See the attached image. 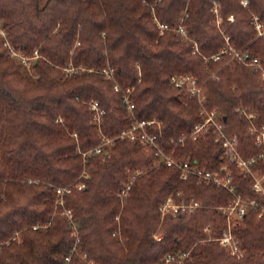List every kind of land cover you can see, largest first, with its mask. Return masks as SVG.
I'll return each instance as SVG.
<instances>
[{
	"label": "trees",
	"instance_id": "obj_1",
	"mask_svg": "<svg viewBox=\"0 0 264 264\" xmlns=\"http://www.w3.org/2000/svg\"><path fill=\"white\" fill-rule=\"evenodd\" d=\"M216 1L224 33L213 0H0V264H167L166 254L184 252L182 264H264V215L248 207L235 221L242 255L231 254L218 237L227 227L219 206L232 193L181 178L139 133L115 138L106 154H82L100 140L90 98L104 108L100 129L114 137L132 123L126 93L137 119H154L145 128L165 152L174 148L177 160L231 173L241 196L264 200L253 176L225 158L214 129L181 144L168 141L203 119L197 98L170 81L192 74L203 87L202 105L222 114L240 155L254 156L251 170L264 174L263 147L251 126L264 125V78L228 51L212 58L228 35L230 45L264 64V37L250 19L257 14L264 25V0ZM157 20L169 26L163 34ZM179 24L191 39L175 31ZM6 40L27 56L37 50L32 72L7 53ZM109 67L113 79L104 72ZM131 179L121 198L120 187ZM58 186H69L64 205L75 226L60 213ZM169 194L193 196L200 205L162 216L159 205Z\"/></svg>",
	"mask_w": 264,
	"mask_h": 264
},
{
	"label": "built area",
	"instance_id": "obj_2",
	"mask_svg": "<svg viewBox=\"0 0 264 264\" xmlns=\"http://www.w3.org/2000/svg\"><path fill=\"white\" fill-rule=\"evenodd\" d=\"M159 1V0H156ZM215 2L214 5V15L219 16L218 12V5ZM246 2V1H245ZM233 16L230 15V19ZM256 30L258 31L259 35H263V23L259 20V16L254 17L252 20ZM157 25L159 29V33L163 34V30L168 29V24L164 22H160L157 20ZM177 33H181L184 38L191 39L186 33V30L182 24H179L178 27L175 29ZM3 34V31H0ZM227 44L226 46L222 47L217 53L212 55L213 59H218L220 55L226 51L231 53L232 57L237 60L239 63H244L246 65L252 66L255 70L260 71L261 78H264V65L260 62V60L252 56L251 53L247 49L239 50L233 47L228 43V37H226ZM5 45L7 46V53L12 56H17L19 61L30 64L32 59H35L38 56L37 50H34L33 55L26 56L24 53L17 51L9 41H4ZM198 51L196 42L194 43V50L193 53ZM75 67L71 66L66 68V71L69 69H74ZM105 74L109 78H114V69L108 68L104 70ZM218 75H216V79H218ZM170 81L177 87H184L188 94L191 97L197 98V100L201 103V107L199 112H201L203 119L200 122H197L188 134H181V136L177 138H169V143H182L185 138L190 137L192 139H197V137L201 134L207 132L210 128L214 129L215 133V141L221 143L223 148V154L226 159L235 162L236 166L244 171L245 173H249L253 176V190L257 191L260 194L264 195V174L258 175L255 174L251 170V165L254 163L255 158L254 156L243 158L238 150V143H237V136L236 135H227L220 123V118L222 114L215 108L207 109L202 102L205 98L203 93L202 84L192 75L187 73H180V74H173L170 76ZM120 86L116 82L114 85V89H119ZM129 91V88L126 89ZM123 98L126 103L127 111L132 116V123L131 126L127 129L123 130L118 134V136H109L100 129V124L102 123L104 108L102 105L99 104V101L96 99L90 98L88 101V106L93 114V121L97 125V128L100 132V140L98 144L95 145L94 148L83 152V156H86L89 152H94L96 154L100 153H108L111 144L113 143L115 138L118 137H126L133 140L139 133L140 137L144 141L145 144L151 145L155 148L156 154L159 157L161 162H165L168 165H173L179 168L181 178L188 179L190 177H195L196 181L203 184H216L218 186L223 187L224 189L228 190L232 193V197L230 201H228L225 205H220L219 208L226 214V222L227 227L223 230L221 235L218 237L220 244L227 248L229 252L237 253L242 255V253L238 252V243L234 238L232 233V224L236 223L235 221L241 219L243 215L246 213L248 207H252L258 210V216L263 217L264 215V200L262 202L257 201L254 198H244L241 196L237 190H235L233 181H232V174L228 172H222L218 169L210 170L203 167L199 161L191 160L189 158H182L177 160L175 155L174 148H170L166 150L163 149L162 144H160L156 139V134L152 132H148L145 128L146 125L153 122L154 119L149 120H139L136 118L135 114L133 113L134 103L128 98V95L124 93ZM74 136H77L76 132L72 133ZM264 132L262 133L261 137H257V144H262V151L258 154L259 157L264 158V139H263ZM261 138V139H260ZM138 173V171L136 172ZM135 173V174H136ZM135 174L133 176H135ZM132 180L127 183H124L119 191L118 196L121 198L128 194V191L131 187ZM84 184H78V187H83ZM69 190V186H58L56 187V191L58 192V196L56 198V203L60 206L61 214L65 215L69 222L72 223L73 226V210L67 208L64 205V198L63 193ZM181 192H178L180 195ZM200 205V202L195 200L193 196H190L188 200L186 199H179L177 200L173 194H169L167 198L159 205L160 211L162 216L167 213L177 214L182 213L185 210H193ZM156 238L160 236L155 235ZM188 256V252L179 253V254H172L168 253L165 256V261L167 264L177 263L182 264L183 260ZM69 260L68 257H66Z\"/></svg>",
	"mask_w": 264,
	"mask_h": 264
},
{
	"label": "rangeland",
	"instance_id": "obj_3",
	"mask_svg": "<svg viewBox=\"0 0 264 264\" xmlns=\"http://www.w3.org/2000/svg\"><path fill=\"white\" fill-rule=\"evenodd\" d=\"M42 1H44V0H42ZM214 1H216V0H213V6H212V11H213V13H214V5H215V2ZM246 1V2H245ZM241 2H242V4L243 5H246L247 4V0H241ZM216 3H217V5H218V12H219V16H216V15H214L213 14V16H215V24H216V26H217V28L220 30V32H222V28H221V22H222V16H221V14H220V7H219V3L216 1ZM230 15L232 16V14H229L228 15V19L229 20H233V18H234V16H233V18H231L230 19ZM257 16H259V15H257V14H254V13H251V20H253V18L254 17H257ZM260 20V19H259ZM262 21V20H261ZM262 23H263V21H262ZM263 25V24H262ZM263 29H264V25H263ZM222 33H224V32H222ZM2 35H4V34H2ZM261 36H263L264 37V33H263V35H261ZM226 37H228V35H226ZM225 37V38H226ZM225 42H226V44H227V41L225 40ZM228 43L230 44V42L228 41ZM5 44V43H4ZM244 49V48H243ZM22 53V52H21ZM12 56V55H11ZM27 56V55H26ZM16 61H18V62H20L19 61V59H18V57L17 56H12ZM29 57V56H28ZM20 63H22V67L23 68H25L26 70H28L29 72H32V69L31 68H29V64H25V63H23L22 61L20 62ZM263 64V63H262ZM264 65V64H263ZM252 67V66H251ZM253 68V67H252ZM254 69V68H253ZM255 70V69H254ZM255 71H257V70H255ZM188 74V73H187ZM261 76V75H260ZM245 112V111H244ZM245 114L247 115V117H250V114L249 113H246L245 112ZM251 126H252V128H253V130L255 131V143L257 144V137L259 136V137H261L262 136V133L264 132V125H261V127L260 128H257L256 126H254L253 124H251ZM233 135H235V134H233ZM74 136V135H73ZM74 137H76V136H74ZM261 139V138H260ZM263 139H264V135H263ZM140 172L141 171V168L140 167H138V168H136L135 169V171L133 172L134 174L136 173V172ZM133 174V175H134ZM137 174V173H136ZM85 175V174H84ZM86 176V175H85ZM131 177H133L134 178V176H131ZM132 180V179H131ZM78 186V185H77ZM232 226H233V224H232ZM158 236H160V235H158Z\"/></svg>",
	"mask_w": 264,
	"mask_h": 264
}]
</instances>
